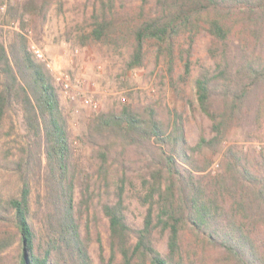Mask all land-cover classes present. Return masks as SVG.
Masks as SVG:
<instances>
[{
	"label": "trees",
	"instance_id": "16d2710c",
	"mask_svg": "<svg viewBox=\"0 0 264 264\" xmlns=\"http://www.w3.org/2000/svg\"><path fill=\"white\" fill-rule=\"evenodd\" d=\"M150 1L136 13L103 8L86 38L130 42L129 70L147 64L151 42L169 73L181 60L184 73L173 87L183 97L192 83L211 136L190 146L180 112L123 104L91 119L83 142L95 167H82L50 69L25 37L0 42V139L13 108L26 138L16 151L0 152L17 179L11 192L0 183V254L16 246L17 264H97L93 240L100 264H264V150L250 157L232 139L245 125L251 138L264 121V0H155L148 9ZM48 6L26 0L22 7L40 13ZM202 31L211 37L209 63L194 75ZM205 149L221 156L218 171L208 170ZM130 196L147 206L140 227L128 220ZM98 206L109 220V258L101 232L95 236L84 222ZM157 233L168 236L166 254Z\"/></svg>",
	"mask_w": 264,
	"mask_h": 264
},
{
	"label": "rangeland",
	"instance_id": "374dc122",
	"mask_svg": "<svg viewBox=\"0 0 264 264\" xmlns=\"http://www.w3.org/2000/svg\"><path fill=\"white\" fill-rule=\"evenodd\" d=\"M25 1L0 0V42L9 46L13 40L23 36L27 40L28 49L35 57L34 47L43 51L45 60L36 58L50 69L63 112L68 120L73 157L82 167L86 166L90 170L91 165L95 167L92 146L83 142L85 134L89 131L91 119L101 111L120 108L123 104L141 108L147 105L157 106L164 112L172 111V117L175 116L176 111L180 112L183 116L185 137L190 146L196 145L203 134L211 136V121L196 106L192 83H188L186 95L183 97L173 87L172 78L178 79L184 73L181 60L177 61L174 73H169L166 63L158 62L157 47L151 42L147 45V64L129 70L126 63L132 50L130 42L123 41V44L115 45L86 38L91 30L93 14L103 12V8L121 14L136 13L140 9L142 0H48L49 6L40 13L25 11L22 7ZM154 7L155 0H151L147 8ZM210 40L211 37L206 31L200 32L195 39L192 56L194 75H197L201 63H209ZM59 73L69 75L77 100H72L64 92L62 85L56 79ZM86 96L97 101L98 106L84 103L82 99ZM123 97H126V101H123ZM190 100L195 102L194 105ZM11 114V118L4 122L0 152L8 146L16 151L26 141L20 110L13 108ZM250 128L245 125L236 129L232 139H236L241 148L253 157V151L264 150V121L254 130L253 136L248 138L246 132L251 130ZM6 132L11 134H5ZM202 154V158L212 161L208 170L218 171L221 168L222 159L219 154L208 149ZM129 162H133L131 157ZM10 173L0 160V183L6 185L7 192L16 188L17 179ZM79 196L77 193L78 199ZM128 203L130 224L142 226L147 206L131 196ZM87 220H90L91 230L95 236L101 232L105 254L109 258L111 254L109 220L102 212L101 206L93 210L90 215L85 214L84 222L86 223ZM187 236L189 239L191 234L187 232ZM167 239V234L157 233V248L163 254L168 252ZM90 250L94 261L100 264L97 240L92 241ZM17 256L18 249L14 246L0 254V264H17Z\"/></svg>",
	"mask_w": 264,
	"mask_h": 264
},
{
	"label": "built area",
	"instance_id": "2783aa9c",
	"mask_svg": "<svg viewBox=\"0 0 264 264\" xmlns=\"http://www.w3.org/2000/svg\"><path fill=\"white\" fill-rule=\"evenodd\" d=\"M36 57H38L39 59L45 60V56L43 51L38 48V47H34L33 49ZM57 81L62 85V89L64 90V92L72 99V100H77V94L72 90V86H71V82H70V77L69 75H66L65 73H59L56 76ZM83 102L86 104H89L91 106L97 107L98 106V102L95 101L93 98L91 97H83ZM123 101H126V97H123Z\"/></svg>",
	"mask_w": 264,
	"mask_h": 264
}]
</instances>
